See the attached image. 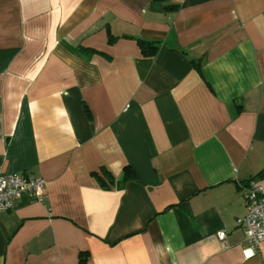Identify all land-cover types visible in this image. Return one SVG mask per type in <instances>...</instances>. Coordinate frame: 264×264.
Listing matches in <instances>:
<instances>
[{
  "label": "crops",
  "instance_id": "crops-1",
  "mask_svg": "<svg viewBox=\"0 0 264 264\" xmlns=\"http://www.w3.org/2000/svg\"><path fill=\"white\" fill-rule=\"evenodd\" d=\"M13 174L45 201L0 212V264H264L237 224L264 188V0H0Z\"/></svg>",
  "mask_w": 264,
  "mask_h": 264
},
{
  "label": "built area",
  "instance_id": "built-area-1",
  "mask_svg": "<svg viewBox=\"0 0 264 264\" xmlns=\"http://www.w3.org/2000/svg\"><path fill=\"white\" fill-rule=\"evenodd\" d=\"M46 182L35 175H0V212L13 211L20 198L26 195L38 203L45 201ZM247 212L237 219L243 229L246 240L255 252L264 242V188L254 180L239 184Z\"/></svg>",
  "mask_w": 264,
  "mask_h": 264
},
{
  "label": "trees",
  "instance_id": "trees-1",
  "mask_svg": "<svg viewBox=\"0 0 264 264\" xmlns=\"http://www.w3.org/2000/svg\"><path fill=\"white\" fill-rule=\"evenodd\" d=\"M138 43H139V46H140V48H141V50L145 56H152L156 53V50H157L156 42L139 41ZM95 176H97V178L99 179L101 184L104 186L105 185L104 181L97 174H95ZM130 178H133V175H131L127 178L125 177L124 179L127 180Z\"/></svg>",
  "mask_w": 264,
  "mask_h": 264
},
{
  "label": "snow or ice",
  "instance_id": "snow-or-ice-1",
  "mask_svg": "<svg viewBox=\"0 0 264 264\" xmlns=\"http://www.w3.org/2000/svg\"><path fill=\"white\" fill-rule=\"evenodd\" d=\"M250 254V253H249Z\"/></svg>",
  "mask_w": 264,
  "mask_h": 264
}]
</instances>
